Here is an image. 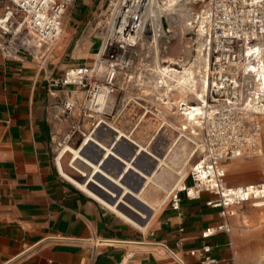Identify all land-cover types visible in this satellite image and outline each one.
I'll return each instance as SVG.
<instances>
[{"label": "crops", "instance_id": "obj_1", "mask_svg": "<svg viewBox=\"0 0 264 264\" xmlns=\"http://www.w3.org/2000/svg\"><path fill=\"white\" fill-rule=\"evenodd\" d=\"M108 3L74 0L61 35L42 48V65L27 53L0 51V264H238L230 232L216 228L228 222L213 205L216 194L182 192L178 209L166 202L142 230L58 170V108L69 85L54 82L90 64ZM209 227L213 233L203 237Z\"/></svg>", "mask_w": 264, "mask_h": 264}, {"label": "built area", "instance_id": "obj_2", "mask_svg": "<svg viewBox=\"0 0 264 264\" xmlns=\"http://www.w3.org/2000/svg\"><path fill=\"white\" fill-rule=\"evenodd\" d=\"M73 1L0 0L2 55L20 57L24 52L37 57L42 65L48 51L41 53L42 48L61 35L64 14ZM108 4V14L99 21L104 40L102 54L91 68L69 69L55 85L85 87L88 79H94L95 91L103 84L113 90L118 73L132 66L137 44L152 42L155 27L157 31L162 29L165 39L180 30L190 40L187 61L196 64L199 79L203 75L209 79L204 90L206 100L201 101L207 112L190 132L165 122L176 129L178 139L184 137L192 143L193 154L202 151V157L190 168L191 182L187 183L184 176L182 185L171 186L166 200L178 209L182 192L197 197L200 192L209 191L218 196L213 205L220 207L221 214L227 217L225 209L233 202L263 198L264 181L226 188L224 192L225 170L220 162L242 155H262L263 122L246 108L248 99L256 93L254 86L246 81L250 65L246 59L244 67L237 63L246 45L264 39V0H109ZM99 62H105L100 83L95 79L98 74L95 64ZM61 106L59 113L67 114L73 103L65 100ZM60 146L58 142L56 149ZM57 153L58 150L55 159ZM202 170L208 173L205 180L200 178ZM189 187L194 189L193 194ZM216 228L230 230L226 221ZM213 231L209 227L202 235L206 237ZM202 249L208 251L209 247L204 245ZM190 252L194 254L195 250ZM205 261L212 259L206 256Z\"/></svg>", "mask_w": 264, "mask_h": 264}, {"label": "bare ground", "instance_id": "obj_3", "mask_svg": "<svg viewBox=\"0 0 264 264\" xmlns=\"http://www.w3.org/2000/svg\"><path fill=\"white\" fill-rule=\"evenodd\" d=\"M180 35L181 31L177 30L172 37L177 38L178 36L180 37ZM162 36V29L159 28L157 31V27H155L153 39L150 43L154 52L153 58L155 69H153L159 74L158 78L161 79L159 82L165 86L167 91L177 87L180 88L178 91L184 92L185 100L180 98L172 103L184 104L180 106L178 114L184 116L186 122L192 129L194 125L200 122L201 118L204 117L207 112L201 101L203 102L206 100L204 90L205 86L209 83V79H207V75H203L202 79L198 78L196 64L194 62L183 61L182 65L175 67V65L180 63L179 54L177 53V50L175 51L172 48L169 55L163 56L165 49L161 44L165 41V37ZM183 36L184 35H182V37ZM103 49L102 46L96 53V57H99L102 54ZM184 52H187V49L184 48ZM245 59L247 65H250L246 81L248 84L251 83L256 90V93L248 99L246 108L249 109L251 114H257V118L259 119L261 115H264V39L262 41H256L251 45H246L240 55V60L237 65L239 67H244L243 60ZM104 66L103 62H99L95 64V69L101 71L104 69ZM88 72L91 73V70H88ZM113 91L114 89L111 90L109 86L104 84L101 85L100 88L92 94L93 96L89 100L88 105L92 110V113L87 114V116H100L98 113H102L106 108L110 109L114 104ZM191 97L195 99V104H190ZM167 102L168 101L165 100V98H162L163 104H166ZM99 121L106 123L111 129L116 131V136L113 140L107 144L93 136V134H85L82 142L78 146H72L67 142L61 143L55 159L58 170L63 177L72 183V185H75L77 188L93 197L95 200L116 213L123 220L145 230L150 220L166 202L171 186L178 183L179 185L183 184V177L186 176L184 168L190 163L193 156V148L190 149L181 159L178 168H175L174 165L169 164L164 158L156 156L150 152L146 146L139 144L137 140L131 136L130 132H132V130L125 132L119 125L117 126L113 122H109L102 118H100ZM165 122L167 121L163 118L160 124L161 127ZM169 124L174 128L178 127L179 129H186L185 126L179 127L171 123ZM122 138L127 139L136 146V150L130 154V156H127V153L119 147L114 149V146L117 143L116 141L114 142V145H111L114 140L118 141ZM177 141L178 139L175 138L168 149H173ZM176 149V152L172 154L170 159L177 158L183 147L178 146ZM142 151H146L149 155L158 160V168L164 165L165 171L176 175L173 184L169 188L165 186V177L157 173L156 170H147V160L136 161V154ZM66 155H68V165L77 171L80 176H85V178H77L65 169L63 160ZM235 158H238V156ZM174 164L176 163L174 162ZM227 168L232 172L253 169L251 164L239 160L227 164ZM207 175V171L202 170L200 178L205 180ZM211 175L212 172L209 173V176ZM242 182L243 181L233 185L226 184L223 191L226 192V188H233L242 185ZM244 184L250 183L244 182ZM189 192L190 194H193L195 191L192 187H189ZM251 199H256L252 204L253 206L261 207L264 205V201L261 200L260 197ZM241 202L242 201L238 203L233 202L227 206L225 210L228 212V208L232 209L229 210L230 214H238V218L241 222H243L244 225H247V216L249 214L244 212L239 213L232 208ZM260 214L263 216L264 212L262 211ZM258 222L262 221L259 220ZM229 225L230 224L228 223V226ZM248 264H264V251L258 250L257 253L251 255Z\"/></svg>", "mask_w": 264, "mask_h": 264}, {"label": "rangeland", "instance_id": "obj_4", "mask_svg": "<svg viewBox=\"0 0 264 264\" xmlns=\"http://www.w3.org/2000/svg\"><path fill=\"white\" fill-rule=\"evenodd\" d=\"M108 10L104 16L108 14ZM104 16L97 20L95 25L96 28L93 31L96 49L95 55H91L93 59L87 66L88 68H91L95 63L97 58L96 53L103 45L104 40L102 39L103 34L101 29L102 22L99 21ZM180 37L178 36L177 38H174L169 36L161 44L165 49L163 56L169 55L172 48L175 51L177 50L180 60V63L177 65H182V62L187 61L189 58V37H182V35H180ZM184 48L187 49V52H184ZM133 52L132 66L125 69V71L122 70L118 73L115 79V89L112 93L114 96V104L110 109L106 108L102 113H98L101 117L98 115H95L94 117L87 116V114L92 113L88 103L93 96L92 94L96 90L95 86L92 87V85H95L93 82L95 81L94 79H88L85 87L74 84L67 87L68 93L67 95L62 96V98L63 101H71L73 106L71 109L67 110V114L59 113L63 125L60 132L57 134L55 148L57 147L58 142H67L72 146H78L82 142L85 134H93V136L97 137L99 140L107 144L110 143L116 136V131L111 129L106 123L100 122L99 119L102 118L109 122H113L117 126L119 125L125 132L132 130V132H130L131 136L136 139L139 144L146 146L150 152L158 157L164 158L169 164L178 168L181 159L190 149L193 148V145L184 137L178 139L176 129L167 124H164L161 127L160 124L164 118L167 122L179 127L185 126V130L190 131V125L186 122L184 116L178 114L180 110L179 108L182 104L172 103L180 98L185 100L184 92L178 91L180 88L177 87L167 91L165 86L159 82L161 80L158 78L159 74L154 71V52L152 45L148 44L146 41H141L137 44L136 48H134ZM104 63L105 62H103V64ZM177 65H175V67H177ZM101 71H98L95 78L99 83L102 80ZM162 98H165L168 102L163 104ZM194 101L195 99L191 97V103ZM61 108L63 107L60 103L58 111H60ZM259 119L263 122L264 126V115H261ZM70 133H72L71 137L67 138ZM175 138L178 139L176 145L173 149H168ZM115 141L117 143L114 146V149L117 147L123 149L124 152L127 153V156H130V154L136 150V146L125 138L118 141L114 140L111 145H114ZM178 146L183 147L181 153H179L177 158L170 159L172 154L176 152ZM260 146L262 149V155H242L238 158L221 160L223 164L221 162L220 164L222 167L224 166L223 168L225 170V184L233 185L241 181L244 183L264 180V134L261 136ZM140 153L136 154V161L147 160V170H156L157 173L165 177V186L169 188L173 184L176 175L165 171L164 165L158 168V160L153 158L146 151ZM66 156L63 160L65 169L77 178H85V176H80L77 171L68 165V155ZM201 157L202 151H196L193 154L190 163L185 166V181L187 183L191 182L189 171L192 164ZM236 160L251 164L253 169L246 171L241 170L238 172L230 171L227 168V164ZM174 162L176 164H174ZM255 200L256 199L242 201L240 204L235 205L238 207H232L239 213L244 212L249 214L247 216V225H244V223L241 222L238 218V214H229V210L232 209L228 208L227 219L230 224L229 232L232 234V245L235 259L238 264H248L251 255L257 253L258 250L264 251V214L263 216L260 214V212H264V206H253L252 204ZM165 203L163 205H165ZM259 220L262 222H258Z\"/></svg>", "mask_w": 264, "mask_h": 264}]
</instances>
